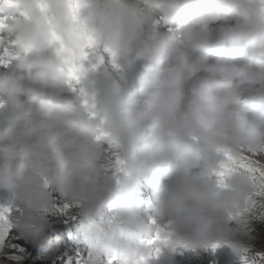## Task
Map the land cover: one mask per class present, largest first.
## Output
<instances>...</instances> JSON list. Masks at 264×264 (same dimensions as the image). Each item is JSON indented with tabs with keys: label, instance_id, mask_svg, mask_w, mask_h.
<instances>
[{
	"label": "clouds",
	"instance_id": "clouds-1",
	"mask_svg": "<svg viewBox=\"0 0 264 264\" xmlns=\"http://www.w3.org/2000/svg\"><path fill=\"white\" fill-rule=\"evenodd\" d=\"M81 32L93 43L77 80L58 50L76 49ZM0 61L11 65L0 72V189L12 195L11 232L42 246L55 192L84 217L90 264H154L223 242L247 254L232 221L240 223L253 179L230 171L218 183L216 173L226 153L264 155L260 0H0ZM137 64L129 81L124 69ZM98 69L103 80L85 83ZM66 90L77 99H56Z\"/></svg>",
	"mask_w": 264,
	"mask_h": 264
},
{
	"label": "rangeland",
	"instance_id": "rangeland-1",
	"mask_svg": "<svg viewBox=\"0 0 264 264\" xmlns=\"http://www.w3.org/2000/svg\"><path fill=\"white\" fill-rule=\"evenodd\" d=\"M102 160L104 173L112 175L111 164L114 157L111 147L106 143ZM150 194V185L142 182L141 198L149 212L153 203ZM249 195L251 205L241 213L240 223L232 221V226L237 228L234 238L249 248L243 257L233 251L230 243L223 242L214 248L211 246L196 249L178 248L170 258L162 257L154 264H264V194ZM54 197L52 206L45 212L50 227L46 230L47 240L44 244L38 247L29 240L20 238L13 230L14 239L7 245L0 246V264H56L57 259H61L66 250L71 253L61 261L62 264H90V246L80 234V227L85 222L84 217L67 198L60 197L55 192ZM11 202V193L0 189V208L11 206ZM17 207L13 206V211H16ZM102 211L109 214L106 207ZM92 220L100 225L105 223L103 216H94ZM50 241L57 242V246L50 247ZM96 248H99L98 243Z\"/></svg>",
	"mask_w": 264,
	"mask_h": 264
},
{
	"label": "snow or ice",
	"instance_id": "snow-or-ice-1",
	"mask_svg": "<svg viewBox=\"0 0 264 264\" xmlns=\"http://www.w3.org/2000/svg\"><path fill=\"white\" fill-rule=\"evenodd\" d=\"M261 4H264V0H260ZM82 42L78 45L76 49H65L63 45L61 49L58 51H67L68 56L66 57L67 62L69 63L70 73L73 78H79V73L83 70V65L80 63L84 59L88 57V53L85 51V48L91 46L93 43L91 37L87 36L83 32H81ZM2 62V61H0ZM95 68V65L92 66ZM83 103H87L84 101ZM226 161L222 163L220 170L217 171L216 175L219 178L218 183L222 182L223 177L227 172L230 171H241L253 179V190L252 194L260 195L264 194V155H246L243 153L240 154H231L226 153ZM122 161L117 158L116 160V171H119V165ZM251 205V200L249 196L248 203L244 209H241L240 212L245 211ZM12 209L11 208H0V246H5L8 242L14 239L13 233L9 230L11 228V224L8 220V216L10 215ZM239 214V213H238ZM158 233L153 237L152 241L149 243H153L158 240ZM215 245H213V248ZM108 264H112L111 259H109Z\"/></svg>",
	"mask_w": 264,
	"mask_h": 264
},
{
	"label": "bare ground",
	"instance_id": "bare-ground-1",
	"mask_svg": "<svg viewBox=\"0 0 264 264\" xmlns=\"http://www.w3.org/2000/svg\"><path fill=\"white\" fill-rule=\"evenodd\" d=\"M231 21V22H230ZM228 22L229 23H232V22H234V18H229V20H228ZM175 23H176V21H170V22H168V26L167 27H174L175 26ZM218 23H222V22H218ZM215 25H212L211 27H213V28H215L214 27ZM136 66H138L139 67V65L137 64ZM10 69H11V65H9L7 68H5L4 66H0V72H6V71H10ZM110 70V69H109ZM124 74H125V76H126V78L128 79V80H131L132 78L130 77V69H128L127 70V68L126 69H124ZM103 80V75H102V72H101V70H97V72L95 73V74H90V76H89V80L88 81H85V83H89V81H91L92 83H94V84H98L99 82H101ZM129 90H131L130 88H129ZM66 98H68V99H77V93L76 92H73V91H69V90H66L60 97H57L56 99H58V100H60L61 102L64 100V99H66ZM150 196H152V193L150 194ZM83 247V246H82ZM65 252V251H64ZM71 252L69 251V250H66V252L65 253H63V255H62V258L60 259H57V261H56V264H62V260L64 259V258H67L68 256H69V254H70ZM78 254V253H77ZM79 255V254H78ZM81 255V254H80ZM86 255V254H85ZM75 264H79V263H75Z\"/></svg>",
	"mask_w": 264,
	"mask_h": 264
}]
</instances>
